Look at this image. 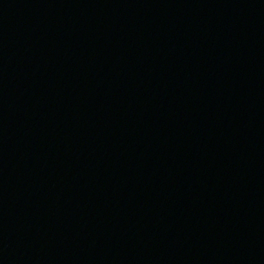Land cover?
I'll use <instances>...</instances> for the list:
<instances>
[{"label": "water", "instance_id": "95a60500", "mask_svg": "<svg viewBox=\"0 0 264 264\" xmlns=\"http://www.w3.org/2000/svg\"><path fill=\"white\" fill-rule=\"evenodd\" d=\"M0 264H264V0H0Z\"/></svg>", "mask_w": 264, "mask_h": 264}]
</instances>
